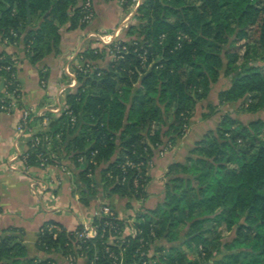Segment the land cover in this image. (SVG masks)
I'll return each mask as SVG.
<instances>
[{"label":"trees","instance_id":"16d2710c","mask_svg":"<svg viewBox=\"0 0 264 264\" xmlns=\"http://www.w3.org/2000/svg\"><path fill=\"white\" fill-rule=\"evenodd\" d=\"M78 1L29 0V23L27 0H0V34L6 37L16 31L27 60L36 65L47 55L60 52L62 27L74 31L90 26L82 23L84 13ZM138 14L145 23H140L141 28L130 26L118 39L120 59L111 56L114 45L83 52L86 63L98 69L92 77L84 80L82 76L84 84L76 95L68 97L79 115V127H70L65 115L51 124L55 136L62 133L65 138L80 132L73 134L67 155L82 168L84 198L93 199L98 193L96 179L88 175L90 170L96 175L102 168L101 184L110 195L146 199V188L138 194L132 189V170L127 174L131 182L121 183L123 165L128 160L143 161L149 168L157 151L185 138L197 104L208 98L223 76L235 75L230 88L220 94L221 104H236L252 96L245 113L264 112V75L248 64L255 46L264 54V0H149L139 7ZM145 53L147 61L143 63L141 55ZM105 66L108 69H103ZM2 74L10 83L9 92L18 88L13 73ZM46 78L41 71L40 82ZM138 84L142 89H135ZM216 114H204L203 121ZM218 119L215 128L194 141L183 161L168 167L162 203L138 215L134 223L141 234L128 245L127 264L149 260L143 252L151 248L156 253L166 252L151 256L159 259L158 264H200L195 251L209 260L215 249L222 259L233 260L221 259L222 264L239 259H243L241 264H264V120L257 117L245 123L230 114ZM94 153V163H90ZM80 156L86 157L87 164L78 162ZM30 164L38 165L35 156ZM148 168L144 170L146 187ZM83 201L90 203L89 199ZM209 223L214 229H236L235 239L217 245L216 239L222 235L207 237L211 231L205 225ZM188 225L191 231L181 243L178 231ZM54 226L48 222L41 227L37 247L48 254H72L68 246L72 233L51 229ZM141 239L148 244L143 247ZM98 245L96 264H111L101 242ZM113 249L119 252L117 247ZM86 251L91 264L96 250L90 247ZM0 264L55 261L28 257L17 237L6 235L0 237Z\"/></svg>","mask_w":264,"mask_h":264},{"label":"crops","instance_id":"0c3cea01","mask_svg":"<svg viewBox=\"0 0 264 264\" xmlns=\"http://www.w3.org/2000/svg\"><path fill=\"white\" fill-rule=\"evenodd\" d=\"M94 4L96 17L90 26L86 30L75 31L69 30L68 26L62 27L60 52L46 56L36 65L27 60L22 44L19 43L9 51L0 45V52L14 54L19 61L16 81L24 105L33 108L50 107V87L54 89L61 79L63 68L75 63L78 58L74 57L89 48L88 34L111 32L116 25L122 24L117 0H94ZM41 71L47 76L42 81L46 86L40 82ZM4 87L5 82L1 81V92H4ZM203 115L201 123L206 125L205 128L200 127L201 124L194 121V118L185 138L178 141L172 149L155 153L147 172V198L141 203L106 192L104 187H101L103 184H100L102 168L94 174L95 183L99 185L98 193L93 199L84 198V185L80 177L82 168H78L72 156L67 154L64 161H56L47 169L37 166L25 167L21 156L27 152L29 140L18 131L20 113H0V237H17L18 242L26 247L30 258L53 259L55 264H63L64 255L48 254L37 247L40 229L45 223L53 222L59 231L65 229L67 233H71L80 224L90 222L93 213L103 203L111 205L125 222L128 221L127 218L132 219L136 215L156 209L164 199L165 186L169 181L166 177L168 167L183 161L194 146V141L199 140L210 129L207 127L210 121H203ZM195 122L196 125H193ZM32 183H36L35 188L31 187ZM83 199H89L90 203L86 204ZM151 250L154 252L153 248Z\"/></svg>","mask_w":264,"mask_h":264},{"label":"built area","instance_id":"2783aa9c","mask_svg":"<svg viewBox=\"0 0 264 264\" xmlns=\"http://www.w3.org/2000/svg\"><path fill=\"white\" fill-rule=\"evenodd\" d=\"M122 6H124L127 0H117ZM82 10L84 17L82 23L91 24L95 17L96 11L94 8L93 0H86L83 3ZM112 33L109 32H91L88 34L90 39H94L98 44L93 48L95 52L98 49H101L105 46L114 45V50L111 52L113 60H118L121 56L118 55L120 48V41L118 39L122 36L121 29L117 28ZM8 39L5 40L7 44ZM123 50H126V46L123 47ZM146 53L141 55L143 63L147 61ZM5 58L0 56V72L3 70L9 72L12 67L4 66ZM98 68L92 66L89 63H86V60L83 55L78 56V59L75 63H70L65 66L64 74L68 78L67 84H64L60 88V92L64 93L70 90H78L80 86V76L87 77L88 74L94 73ZM100 76V73H99ZM46 86L45 82H42ZM60 101V99H59ZM66 109L60 104H56L55 107H27L22 102V94L19 89H15L13 92L4 91L0 93V113L12 114L20 113V119L18 124V131L24 135L25 138L29 140L28 150L25 154L21 156L22 163L25 167H31L32 156H35V161L37 162V167L42 169H47L56 162L58 159L57 155L51 154L48 152L50 150V144L53 143V138L59 137L61 133L56 136L52 133L51 130V118L48 117V112L53 116L66 115L69 118L70 127L74 128L79 122V116L75 114V111L69 106L66 105ZM39 122V124H36ZM37 127H40V131H36ZM174 145L168 143L165 149H172ZM96 153L93 154L90 163H94V157ZM59 162V161H58ZM78 162L82 165L87 164V159L84 156H80ZM150 166V163H149ZM145 168H148V165L145 162H134L128 160L123 165V175L121 183L123 185L128 184L132 181V189L135 191V194L140 193L142 189L146 188V174ZM132 170L134 178L129 181L127 179V174ZM90 178H93L94 173L90 170ZM94 187V183L92 184ZM33 187V185H31ZM144 200V198H142ZM94 220L91 222H84L80 224L76 230L72 233L71 243L68 244L72 254L67 259L69 264L75 263L78 259L72 257L77 254V258H81L86 261L84 264H88L89 259L87 258V249L94 247L96 250V255L91 261V264H96L99 261V252L100 248L98 242H101L102 246L105 248L106 254L111 259V264H127L126 253L127 248L131 240L139 237L141 232L134 227L133 224L127 225V229H123L120 225V222H124L123 219L115 212L111 205L103 203L95 213H93ZM96 220V221H95ZM52 228V227H51ZM56 229V227H53ZM58 229V228H57ZM59 230V229H58ZM127 232V234H126ZM127 238V239H126ZM121 240L123 242L122 247H118L117 242ZM140 242L142 246L147 245L144 239H141ZM91 244V245H90ZM117 247L120 251L117 253L113 248ZM143 254V253H142ZM144 255V254H143ZM149 260H141L138 263L132 264H152L150 259L152 255H147Z\"/></svg>","mask_w":264,"mask_h":264},{"label":"rangeland","instance_id":"374dc122","mask_svg":"<svg viewBox=\"0 0 264 264\" xmlns=\"http://www.w3.org/2000/svg\"><path fill=\"white\" fill-rule=\"evenodd\" d=\"M146 1H149V0H127L126 4L124 6H122L119 2H118V5H119V9H120V16H121V20H123L122 24H120L119 26H117L115 29L117 28H120L121 29V33L124 34L125 31H127L129 29L130 26H135L137 28H141L140 27V23H142V19H140V15L138 14V9L139 7L145 3ZM79 7L82 8L83 6V3L84 1L83 0H79ZM188 3H193V2H197L198 3V0H187ZM93 3H94V0H93ZM95 5V4H94ZM95 8V6H94ZM145 23V21H143ZM113 29V30H115ZM112 30V31H113ZM75 31V30H74ZM109 33H112V32H109ZM19 34H17L16 31H11V35L10 36H6V37H3L1 36L0 34V45L3 46V48H6L7 51H9V49H11L12 47L18 45L20 42L18 41L19 39ZM8 39V43L5 44V40ZM89 41L88 43V49H93L98 43L94 40V39H90L89 37H87V42ZM87 47V46H86ZM87 49H85L84 51H86ZM6 51V50H5ZM83 51V52H84ZM83 52H81L78 56L80 55H83ZM55 53V52H54ZM50 55V54H49ZM0 56H3L5 58L4 62H3V65L4 66H9V67H12L11 70L9 72L3 70L2 72H0V82L4 81L5 82V87H4V90L2 91H8V85L10 84L7 80L6 77L3 76L2 73H13L12 75H14L15 79H16V68H17V65H18V60L17 58L14 56V54H10V53H7V52H4L3 55H0ZM48 56V55H47ZM84 56V55H83ZM74 58H78L77 56H75ZM146 59H147V55H146ZM250 66H253V67H257L260 72L264 75V54H262L261 50L255 46L254 48V56L251 58V60L249 61L248 63ZM150 68V67H149ZM64 69L65 67L63 68L62 70V74H61V79L60 81L55 85V88L52 89L50 87V93H51V106L50 107H55L57 102L60 104L66 109V105H69V102H68V97L69 96H73V95H76L79 91V89L77 90H70V91H66L64 93H61L60 92V88L62 86H64V84H67V80L68 78L65 77V74H64ZM103 69H108V66H105ZM101 75V73H100ZM93 76V73L91 74H88L87 77H92ZM13 77V79H14ZM87 77H84V80L87 78ZM235 77V75H232L228 78L226 77H222L220 79V81L213 87V89L211 90L209 96L207 99L203 100V101H200L197 106H196V109L194 111V115L192 117V119L195 120L194 121H197L198 123H200V127L202 128H205L204 126H206L204 123H201L202 121V115L205 114V113H217L216 115H214V119H211L209 120L210 121V124H207V127L208 128H215L217 126V123H218V115L221 113H224V114H230L232 115L234 118L236 119H240L242 120L243 122L245 123H249L251 120L257 118V117H261V119L264 120V112H261L260 114L258 115H253V114H247L245 113V111L248 109L249 105H251V103L253 102V98L252 96L250 97H247L245 99H242L241 101H239L238 103L236 104H233V103H224V104H221V98H220V94L226 90H228L230 88V86L232 85V81H233V78ZM81 78H83L82 76H80V79H79V82H80V86H82L84 84V80H81ZM142 89L141 86L138 84L135 89ZM0 93H1V90H0ZM60 99V101H59ZM71 107V105H69ZM72 108V107H71ZM49 113V112H48ZM82 113V112H81ZM83 114V113H82ZM65 115V114H64ZM66 116V115H65ZM79 116V115H78ZM49 118H51L50 122L51 124L56 121V119H59L60 117L59 116H48ZM83 118V115L81 116ZM191 119V121H192ZM80 122V121H79ZM79 122L77 124V128L79 127ZM207 122V121H206ZM193 125H196V122L193 123ZM80 130V129H79ZM36 131H40V127H37V130ZM76 130V134H74L75 136L79 135L80 132ZM66 134V133H65ZM71 134V135H68L67 137L64 138L63 134H59L60 136L59 137H56V138H53V143L50 144V150H48L49 153L51 154H54V155H57L58 156V159L56 161H59V162H62L64 161L65 159V155L68 154L67 153V147H68V144L70 143V141L72 139H74V135ZM63 136V137H62ZM264 138V136H263ZM177 144V143H176ZM175 144V146H176ZM28 145H29V141H28ZM117 183H120L119 179L116 180ZM101 184V182H100ZM31 185H33V187L35 188L36 187V183H32ZM103 187V186H101ZM108 189V187H106V190ZM129 190V193H132ZM132 195V194H131ZM127 200H135V201H140L141 203L143 202L142 199H137L135 196H129L126 198ZM129 204H127L128 206ZM112 207V206H111ZM129 207H131L129 205ZM94 218L91 221H93ZM127 221L126 222V225H124L122 228L123 229H127V225L129 226L130 224H133L138 221V216H134V218L130 219V218H127ZM96 221V220H95ZM124 221V219H123ZM126 221V220H125ZM124 221V222H125ZM53 229V227L51 228ZM77 229V227H76ZM75 229V230H76ZM205 229H210L211 232H208L206 234L207 237H210V238H213L215 239L216 236L218 235H222L219 240L216 239V244L218 245L219 243L224 246L226 245L227 243H230L231 241H233L236 237V229L232 230V231H228L225 227L223 228H217V229H214L211 227V224H206L205 225ZM190 228H189V225L188 226H182L180 228V230L178 231V238L177 240L180 241L181 243H183L186 239V235H188L190 233ZM127 234V232H126ZM127 239V238H126ZM117 245L118 247H122L123 245V242L121 240H119L117 242ZM119 249V248H118ZM200 251H202L203 253V249L202 247L199 248ZM120 251V249H119ZM189 252V251H188ZM144 254H150L153 256V253L156 254V256L158 257L159 255H161L162 253H166V252H158L156 253L155 252V249H154V252H152V250L150 249L149 251L146 252H143ZM192 255L191 251L189 252V255ZM223 254H227V251L225 250V248L223 249ZM63 255V254H61ZM73 255V254H72ZM71 255H67V256H63L64 257V263L63 264H69V262L67 261V259L70 257ZM72 257H75L76 259H78L75 263L73 264H84L86 261H84L83 259L81 258H77V254L75 253L74 256ZM196 260H198L200 262V264H222L223 262L221 261L222 259V255L219 254L217 252V250H213L212 252V256L209 260H206V256L205 254H200V252L198 251H195V256ZM88 258V256H87ZM89 259V258H88ZM223 261H233V260H230V258H227V257H223L222 259ZM243 261V259H239L238 262L234 263V264H241ZM150 263L152 264H158L159 263V259H155V260H152L150 259Z\"/></svg>","mask_w":264,"mask_h":264},{"label":"water","instance_id":"95a60500","mask_svg":"<svg viewBox=\"0 0 264 264\" xmlns=\"http://www.w3.org/2000/svg\"><path fill=\"white\" fill-rule=\"evenodd\" d=\"M27 17H28V22L30 23L32 21V15L29 6V0H27Z\"/></svg>","mask_w":264,"mask_h":264}]
</instances>
